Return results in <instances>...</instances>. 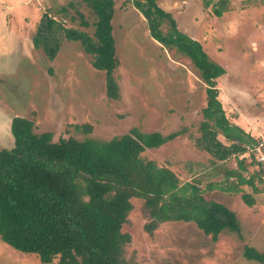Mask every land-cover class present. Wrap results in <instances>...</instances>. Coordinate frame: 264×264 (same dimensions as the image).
<instances>
[{"label": "rangeland", "instance_id": "1", "mask_svg": "<svg viewBox=\"0 0 264 264\" xmlns=\"http://www.w3.org/2000/svg\"><path fill=\"white\" fill-rule=\"evenodd\" d=\"M112 34L119 65L114 77L117 99L105 93L102 71L90 64L78 41L61 38L49 59L33 36L43 14L64 27L92 36L95 15L82 0H0V148H11L12 117L33 120L35 132L61 137L110 139L132 128L164 135L182 134L142 156L169 167L180 182L199 174L202 190L209 181L212 157L195 144L204 120L206 84L191 61L175 49L160 45L149 35L145 19L131 0H113ZM171 13L180 31L197 40L210 60L224 73L216 79L217 99L230 124L256 140L264 134V0H157ZM222 13L216 16L214 9ZM87 26L80 24V15ZM164 28V27H163ZM91 127L90 132H84ZM217 138L225 142L219 133ZM242 158V157H238ZM244 163L248 164L249 159ZM235 168L234 157L220 163ZM253 168L243 172L249 178ZM222 181V180H221ZM241 188L254 198L251 207L240 194L204 190L206 199L226 205L236 213L239 231L223 229L215 239L194 222L167 221L151 235L143 230L141 201L123 230L131 234L127 257L136 264H264L242 256L244 245L264 252V182ZM1 264H41L33 253L20 252L0 240Z\"/></svg>", "mask_w": 264, "mask_h": 264}, {"label": "trees", "instance_id": "2", "mask_svg": "<svg viewBox=\"0 0 264 264\" xmlns=\"http://www.w3.org/2000/svg\"><path fill=\"white\" fill-rule=\"evenodd\" d=\"M82 1L95 15L92 36L43 14L33 46L42 45L53 59L61 38L78 41L90 55L91 66L104 73L106 96L117 99L114 1ZM131 2L144 17L150 37L186 56L207 85L206 105L201 110L204 120L195 144L212 157L207 173L220 172L222 181H209L202 190V174L181 183L169 167L142 156L146 149L158 148L182 134L184 128L166 135L132 128L107 140L69 136L53 141L51 132H35L33 120L14 116L9 125L13 146L0 148V240L20 252L35 254L41 264H136L126 252L132 236L123 230L133 209L132 199L141 201L147 234L164 222L184 221L194 222L215 239L223 229L239 231V221L226 205L206 199L204 190L240 194L248 207L255 202L252 194L261 191L254 181L264 182V168L238 158L256 139L228 122L217 99L216 79L224 69L209 59L197 40L178 29L171 13L157 0ZM214 12L220 16L221 6ZM79 15L80 24L87 26ZM90 130L85 127L84 132ZM219 133L225 142L217 138ZM231 157L235 168L220 164ZM248 165L253 171L245 178ZM242 185L251 187L253 193L245 192ZM242 256L264 262V252L248 245Z\"/></svg>", "mask_w": 264, "mask_h": 264}, {"label": "built area", "instance_id": "3", "mask_svg": "<svg viewBox=\"0 0 264 264\" xmlns=\"http://www.w3.org/2000/svg\"><path fill=\"white\" fill-rule=\"evenodd\" d=\"M251 153L253 154L252 156ZM243 155L249 159V163L254 161L255 166L264 168V134L259 136L255 144L248 146L247 151Z\"/></svg>", "mask_w": 264, "mask_h": 264}]
</instances>
